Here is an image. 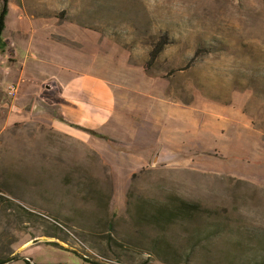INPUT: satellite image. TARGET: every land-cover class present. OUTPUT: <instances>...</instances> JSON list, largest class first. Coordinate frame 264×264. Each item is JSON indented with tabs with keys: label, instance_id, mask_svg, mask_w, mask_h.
<instances>
[{
	"label": "rangeland",
	"instance_id": "rangeland-1",
	"mask_svg": "<svg viewBox=\"0 0 264 264\" xmlns=\"http://www.w3.org/2000/svg\"><path fill=\"white\" fill-rule=\"evenodd\" d=\"M8 6L0 262L264 264V0ZM29 37L47 61L61 54L110 80L118 111L102 143L53 132L41 106L16 104L4 61ZM172 197L207 213L163 231L140 216Z\"/></svg>",
	"mask_w": 264,
	"mask_h": 264
},
{
	"label": "crops",
	"instance_id": "crops-1",
	"mask_svg": "<svg viewBox=\"0 0 264 264\" xmlns=\"http://www.w3.org/2000/svg\"><path fill=\"white\" fill-rule=\"evenodd\" d=\"M6 20L7 16L5 27ZM4 29L0 34V49L6 44L1 40ZM13 53L19 59L4 61V79L20 87L21 95L16 103L19 108L37 110L41 106L42 113H48L47 121L53 132L87 145L102 143V135L113 124L118 111L116 89L110 80L89 66L63 63L61 54L47 61L33 37ZM3 54L0 50V55Z\"/></svg>",
	"mask_w": 264,
	"mask_h": 264
},
{
	"label": "trees",
	"instance_id": "trees-1",
	"mask_svg": "<svg viewBox=\"0 0 264 264\" xmlns=\"http://www.w3.org/2000/svg\"><path fill=\"white\" fill-rule=\"evenodd\" d=\"M9 10L8 0H0V34L5 27V18ZM168 34H164L159 43L156 44L155 48L151 52V57H155L161 53L162 49L167 43ZM1 192V188H0ZM140 216L146 218L148 223L153 225L159 231H163L168 227H172L180 222H188L193 220L197 215L207 213L204 209L193 202L187 200L172 197L167 202L159 204L157 206H150L146 209H140ZM5 262H0L4 264ZM26 264H29L27 261Z\"/></svg>",
	"mask_w": 264,
	"mask_h": 264
},
{
	"label": "built area",
	"instance_id": "built-area-1",
	"mask_svg": "<svg viewBox=\"0 0 264 264\" xmlns=\"http://www.w3.org/2000/svg\"><path fill=\"white\" fill-rule=\"evenodd\" d=\"M8 90L11 95H15L17 91V87L15 85H11L9 86Z\"/></svg>",
	"mask_w": 264,
	"mask_h": 264
}]
</instances>
